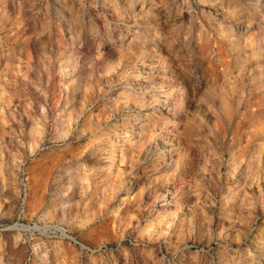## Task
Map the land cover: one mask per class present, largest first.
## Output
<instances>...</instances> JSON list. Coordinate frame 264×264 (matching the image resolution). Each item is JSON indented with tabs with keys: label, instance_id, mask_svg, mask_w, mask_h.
Returning a JSON list of instances; mask_svg holds the SVG:
<instances>
[{
	"label": "rangeland",
	"instance_id": "374dc122",
	"mask_svg": "<svg viewBox=\"0 0 264 264\" xmlns=\"http://www.w3.org/2000/svg\"><path fill=\"white\" fill-rule=\"evenodd\" d=\"M0 264H264V0H0Z\"/></svg>",
	"mask_w": 264,
	"mask_h": 264
}]
</instances>
